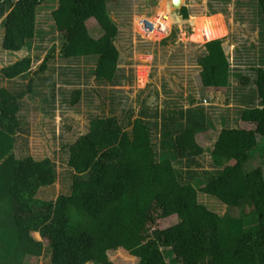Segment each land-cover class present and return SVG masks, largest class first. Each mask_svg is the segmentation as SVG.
I'll return each instance as SVG.
<instances>
[{"label": "trees", "instance_id": "1", "mask_svg": "<svg viewBox=\"0 0 264 264\" xmlns=\"http://www.w3.org/2000/svg\"><path fill=\"white\" fill-rule=\"evenodd\" d=\"M110 1L0 0L2 50L26 51L0 69L8 83L0 86V264H28L29 257L46 253L49 264H114L108 253L119 248L137 264H264V170L248 165L264 151V57L232 79L220 39L207 42L199 58L202 86L234 88L235 111L252 127L232 126L221 116L210 168H204L205 150L196 140L213 125L203 105L154 112L151 119L145 108L133 120L131 113L124 121L97 115L67 146L70 191L38 197L57 181L56 164L19 157L15 146L24 126L22 100L55 53L54 47L44 57L32 52L36 38L47 34L40 22L51 23L60 39V58L90 59L97 81L119 84L118 25ZM256 4L264 20V0ZM180 12L187 17L186 7ZM91 18L103 31L99 38L89 33ZM81 93L71 92V106ZM200 194L226 212L201 202ZM171 216L178 221L166 224Z\"/></svg>", "mask_w": 264, "mask_h": 264}, {"label": "rangeland", "instance_id": "2", "mask_svg": "<svg viewBox=\"0 0 264 264\" xmlns=\"http://www.w3.org/2000/svg\"><path fill=\"white\" fill-rule=\"evenodd\" d=\"M180 4L187 8L186 18L176 10ZM180 4L172 5L171 0L110 1V14L118 25L115 44L119 50L116 67L119 84L115 85L95 79L94 62L90 59L67 61L60 58V39L51 23L41 20L40 28L47 34L42 35V39L36 38L37 47L32 52L44 57L54 47L55 53L45 73L35 77L32 93L22 100L20 117L24 126L17 135L15 146L19 157L50 158L56 164L57 181L39 190L38 197L55 199L70 191L72 174L66 165L67 146L87 132L90 120L97 115H115L124 121L131 113L133 120L145 108L147 118L151 119L154 112H174L202 104L213 123L210 129L196 136L198 144L205 150L202 164L206 169L211 166L209 151L223 126L221 116H227L232 126L238 123L237 126L243 128L252 127L241 122L235 111L238 102L232 101L234 88L207 89L202 86L198 61L206 42L219 38L230 67L232 64L241 73L250 72L258 58L264 57V20L256 0H181ZM144 15L166 30L149 37L143 35L138 21ZM86 24L92 37L102 35L103 31L94 19H89ZM2 34L0 28V69L26 54V51L14 55L5 53L1 48ZM231 78L236 77L232 75ZM7 85V81L0 78V86ZM74 89H81L82 93L79 102L71 106L69 99ZM248 165L251 168L260 165L264 170V151ZM199 200L220 214L226 212L224 205L206 195L200 194ZM177 221V216L165 220L169 225ZM32 235L41 240L36 232ZM108 254L114 264L138 262L122 248ZM28 264H49V256L46 253L29 257Z\"/></svg>", "mask_w": 264, "mask_h": 264}, {"label": "built area", "instance_id": "3", "mask_svg": "<svg viewBox=\"0 0 264 264\" xmlns=\"http://www.w3.org/2000/svg\"><path fill=\"white\" fill-rule=\"evenodd\" d=\"M138 23H139V26H140V29L143 35L147 37H149L151 34L155 32H163L166 30L162 27L160 23L156 22L151 17L146 16V15L141 16L139 18Z\"/></svg>", "mask_w": 264, "mask_h": 264}, {"label": "water", "instance_id": "4", "mask_svg": "<svg viewBox=\"0 0 264 264\" xmlns=\"http://www.w3.org/2000/svg\"><path fill=\"white\" fill-rule=\"evenodd\" d=\"M171 1H172V5H175L176 3H179V4H180V2H181V0H171ZM183 6H184V4H180V5L176 8V10H181ZM216 39H219V38H216ZM216 39H213V40H216ZM210 41H212V40H210ZM207 42H209V41H207ZM207 42H206V43H207Z\"/></svg>", "mask_w": 264, "mask_h": 264}, {"label": "crops", "instance_id": "5", "mask_svg": "<svg viewBox=\"0 0 264 264\" xmlns=\"http://www.w3.org/2000/svg\"><path fill=\"white\" fill-rule=\"evenodd\" d=\"M230 70L233 72V75H235L236 74V72L238 71V69H234V67L232 66V64H231V67H230ZM234 70H237V71H234Z\"/></svg>", "mask_w": 264, "mask_h": 264}, {"label": "clouds", "instance_id": "6", "mask_svg": "<svg viewBox=\"0 0 264 264\" xmlns=\"http://www.w3.org/2000/svg\"><path fill=\"white\" fill-rule=\"evenodd\" d=\"M184 6H185V4H184ZM184 6H183V7H184ZM200 105H202V104H200ZM203 106H204V105H203ZM205 109H206V108H205Z\"/></svg>", "mask_w": 264, "mask_h": 264}]
</instances>
